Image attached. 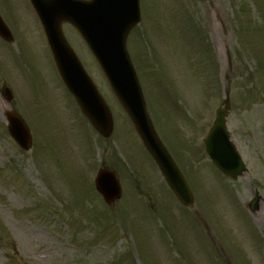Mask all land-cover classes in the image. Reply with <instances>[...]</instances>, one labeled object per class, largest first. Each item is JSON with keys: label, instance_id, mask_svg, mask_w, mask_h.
Listing matches in <instances>:
<instances>
[{"label": "rangeland", "instance_id": "rangeland-1", "mask_svg": "<svg viewBox=\"0 0 264 264\" xmlns=\"http://www.w3.org/2000/svg\"><path fill=\"white\" fill-rule=\"evenodd\" d=\"M27 1L0 0L15 41L6 46L0 39V264H219L216 244L236 264L243 262L236 252L245 264H264V0H140L141 22L127 38L155 129L208 231L169 194L66 25L64 34L111 110V139L83 119L60 85ZM3 86L12 93L9 105ZM224 87L226 128L248 169L235 182L212 169L202 145ZM3 108L29 125L28 152L10 139ZM101 167L119 175L122 199L111 207L92 187ZM255 193L259 209L251 214L246 205Z\"/></svg>", "mask_w": 264, "mask_h": 264}, {"label": "water", "instance_id": "water-1", "mask_svg": "<svg viewBox=\"0 0 264 264\" xmlns=\"http://www.w3.org/2000/svg\"><path fill=\"white\" fill-rule=\"evenodd\" d=\"M43 26L47 43L64 84L77 100L82 112L96 131L109 136L112 123L106 106L94 85L83 72L60 32L63 21L71 22L86 41L99 64L112 92L130 117L142 143L155 159L173 193L184 205L191 206V196L177 169L171 162L155 133L145 111L144 101L133 68L128 60L125 38L139 22L137 0H31ZM0 20V36L10 34ZM227 104V103H226ZM224 111H219L205 147L215 165L226 175L235 177L244 169L224 128ZM9 132L24 149L29 135L24 123L8 115ZM112 173L100 171L96 188L107 202L119 197V187Z\"/></svg>", "mask_w": 264, "mask_h": 264}, {"label": "bare ground", "instance_id": "bare-ground-1", "mask_svg": "<svg viewBox=\"0 0 264 264\" xmlns=\"http://www.w3.org/2000/svg\"><path fill=\"white\" fill-rule=\"evenodd\" d=\"M3 110H4V112H6V109L5 108H3Z\"/></svg>", "mask_w": 264, "mask_h": 264}]
</instances>
